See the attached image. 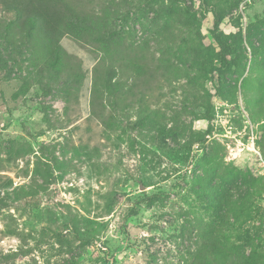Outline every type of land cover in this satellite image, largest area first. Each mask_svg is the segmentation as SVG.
<instances>
[{
	"label": "rangeland",
	"instance_id": "374dc122",
	"mask_svg": "<svg viewBox=\"0 0 264 264\" xmlns=\"http://www.w3.org/2000/svg\"><path fill=\"white\" fill-rule=\"evenodd\" d=\"M83 1L150 65L166 51L171 73L107 108L104 127L91 52L61 40L85 72L66 109L60 88L43 90L54 79L0 40V264H195L211 231L222 256L208 264H250L264 251V0Z\"/></svg>",
	"mask_w": 264,
	"mask_h": 264
},
{
	"label": "trees",
	"instance_id": "16d2710c",
	"mask_svg": "<svg viewBox=\"0 0 264 264\" xmlns=\"http://www.w3.org/2000/svg\"><path fill=\"white\" fill-rule=\"evenodd\" d=\"M89 3L83 0H0V40L13 49L14 58L25 59L54 79L43 90L48 93L51 87L60 88L66 109L72 101L78 102L85 72L81 61L64 50L61 40L69 38L91 52L96 63L91 76L90 114L104 127H108L110 116L107 108H116L121 103L130 107L127 100L136 96L135 102L139 104L151 90L153 82L171 73V66L165 56L166 51H160V56L152 59L154 62L150 65L143 52L127 44L117 30L108 27L111 17L109 11L103 8L96 10ZM222 13L214 12L210 37L222 51V69L225 70L229 67L232 50L226 39L218 33ZM250 47L253 49L251 44ZM4 64L6 60L0 55V66ZM213 70L210 75L215 78ZM128 81H131L130 84ZM135 89L138 90L137 95ZM174 124H177V120H174ZM260 148L264 153V137L260 141ZM236 179L240 180V177ZM204 180L209 191L215 193L216 175L211 174ZM248 182L250 190L256 189V178ZM220 203L218 200L217 204ZM238 211L244 214V207L239 206ZM203 241L206 244L199 251L195 264L217 261L218 255L222 256L218 235L211 231L203 237ZM258 253L249 254L250 264H264V251ZM246 261L238 258L234 264H248Z\"/></svg>",
	"mask_w": 264,
	"mask_h": 264
},
{
	"label": "built area",
	"instance_id": "2783aa9c",
	"mask_svg": "<svg viewBox=\"0 0 264 264\" xmlns=\"http://www.w3.org/2000/svg\"><path fill=\"white\" fill-rule=\"evenodd\" d=\"M252 149H253V145H252ZM258 167L260 170V175L262 176L264 182V160L261 157L259 158Z\"/></svg>",
	"mask_w": 264,
	"mask_h": 264
}]
</instances>
